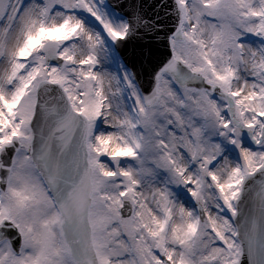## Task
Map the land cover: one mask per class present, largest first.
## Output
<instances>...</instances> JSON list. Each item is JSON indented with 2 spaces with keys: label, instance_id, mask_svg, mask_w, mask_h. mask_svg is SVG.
<instances>
[{
  "label": "snow or ice",
  "instance_id": "6c2138e0",
  "mask_svg": "<svg viewBox=\"0 0 264 264\" xmlns=\"http://www.w3.org/2000/svg\"><path fill=\"white\" fill-rule=\"evenodd\" d=\"M0 264H264V0H0Z\"/></svg>",
  "mask_w": 264,
  "mask_h": 264
},
{
  "label": "water",
  "instance_id": "95a60500",
  "mask_svg": "<svg viewBox=\"0 0 264 264\" xmlns=\"http://www.w3.org/2000/svg\"><path fill=\"white\" fill-rule=\"evenodd\" d=\"M161 51H163V49H161Z\"/></svg>",
  "mask_w": 264,
  "mask_h": 264
}]
</instances>
